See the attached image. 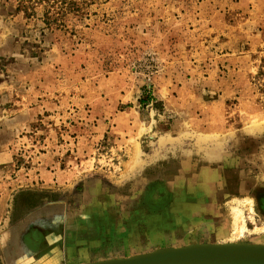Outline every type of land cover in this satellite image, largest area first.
<instances>
[{
  "label": "rangeland",
  "instance_id": "1",
  "mask_svg": "<svg viewBox=\"0 0 264 264\" xmlns=\"http://www.w3.org/2000/svg\"><path fill=\"white\" fill-rule=\"evenodd\" d=\"M0 83V264L264 246V0H0Z\"/></svg>",
  "mask_w": 264,
  "mask_h": 264
},
{
  "label": "water",
  "instance_id": "2",
  "mask_svg": "<svg viewBox=\"0 0 264 264\" xmlns=\"http://www.w3.org/2000/svg\"><path fill=\"white\" fill-rule=\"evenodd\" d=\"M85 264H264V246L231 243L164 246Z\"/></svg>",
  "mask_w": 264,
  "mask_h": 264
},
{
  "label": "crops",
  "instance_id": "3",
  "mask_svg": "<svg viewBox=\"0 0 264 264\" xmlns=\"http://www.w3.org/2000/svg\"><path fill=\"white\" fill-rule=\"evenodd\" d=\"M4 87L5 85L3 83H0V91H9L6 90ZM6 95L7 94H5L4 96ZM26 110L29 116L33 113H36L34 107L26 108ZM13 118L14 117L10 115L0 117V178L5 173V170L7 171L9 169L7 165H4V163H7L10 159L6 151L7 143L9 140H11L12 137H14L16 131H18L16 128L17 125L14 124L15 121L13 120ZM17 123H21L20 120H17Z\"/></svg>",
  "mask_w": 264,
  "mask_h": 264
},
{
  "label": "bare ground",
  "instance_id": "4",
  "mask_svg": "<svg viewBox=\"0 0 264 264\" xmlns=\"http://www.w3.org/2000/svg\"><path fill=\"white\" fill-rule=\"evenodd\" d=\"M238 216V213L236 212L233 217H231V222L233 224V231H232V235L233 237H230L231 239L228 241V242H221V243H211V244H227V243H231V244H256V245H260V244H257V243H249V242H242V241H239L238 239H235V238H244L246 235H247V231L246 229H244L242 227V223L239 225L238 222L234 223L235 221V218H237ZM241 217V216H240ZM263 226V225H262ZM257 228V227H256ZM259 229V228H258ZM264 229V227L261 228V230ZM207 243V242H206ZM192 243H187L185 244L186 246L188 245H191ZM195 244V243H194ZM210 244V243H209ZM175 246V245H173ZM177 246H182V245H177ZM261 246V245H260ZM126 256H129V255H126ZM114 258V257H113ZM108 259V258H107ZM98 260H102V259H98ZM85 264V263H84Z\"/></svg>",
  "mask_w": 264,
  "mask_h": 264
},
{
  "label": "trees",
  "instance_id": "5",
  "mask_svg": "<svg viewBox=\"0 0 264 264\" xmlns=\"http://www.w3.org/2000/svg\"><path fill=\"white\" fill-rule=\"evenodd\" d=\"M148 99V96L147 95H143L141 98H140V101L141 102H144Z\"/></svg>",
  "mask_w": 264,
  "mask_h": 264
}]
</instances>
